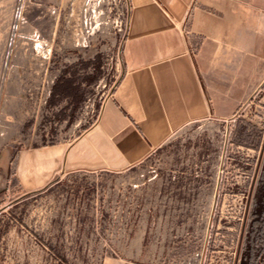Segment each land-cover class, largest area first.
Listing matches in <instances>:
<instances>
[{
    "label": "rangeland",
    "instance_id": "1",
    "mask_svg": "<svg viewBox=\"0 0 264 264\" xmlns=\"http://www.w3.org/2000/svg\"><path fill=\"white\" fill-rule=\"evenodd\" d=\"M127 14V0H0V264H242L264 224V84L231 118L183 127L130 169L22 188V151L71 142L97 118Z\"/></svg>",
    "mask_w": 264,
    "mask_h": 264
},
{
    "label": "crops",
    "instance_id": "2",
    "mask_svg": "<svg viewBox=\"0 0 264 264\" xmlns=\"http://www.w3.org/2000/svg\"><path fill=\"white\" fill-rule=\"evenodd\" d=\"M127 3L118 81L76 139L21 152L16 176L26 192L67 171L130 169L183 127L227 120L261 92L264 0Z\"/></svg>",
    "mask_w": 264,
    "mask_h": 264
},
{
    "label": "trees",
    "instance_id": "3",
    "mask_svg": "<svg viewBox=\"0 0 264 264\" xmlns=\"http://www.w3.org/2000/svg\"><path fill=\"white\" fill-rule=\"evenodd\" d=\"M259 189V204H264V181ZM259 206V205H258ZM255 209V218H260L264 214V210ZM264 224L257 219L249 231L247 244L244 250L242 264H264Z\"/></svg>",
    "mask_w": 264,
    "mask_h": 264
}]
</instances>
